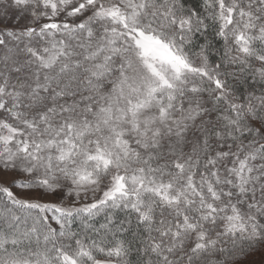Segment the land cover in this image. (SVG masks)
Here are the masks:
<instances>
[{"label":"snow or ice","instance_id":"snow-or-ice-1","mask_svg":"<svg viewBox=\"0 0 264 264\" xmlns=\"http://www.w3.org/2000/svg\"><path fill=\"white\" fill-rule=\"evenodd\" d=\"M0 264H264V0H0Z\"/></svg>","mask_w":264,"mask_h":264}]
</instances>
